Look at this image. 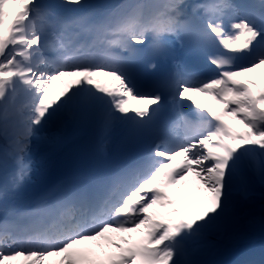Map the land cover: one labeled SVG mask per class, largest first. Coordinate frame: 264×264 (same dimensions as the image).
<instances>
[{"label":"snow or ice","instance_id":"6c2138e0","mask_svg":"<svg viewBox=\"0 0 264 264\" xmlns=\"http://www.w3.org/2000/svg\"><path fill=\"white\" fill-rule=\"evenodd\" d=\"M96 8L101 19L84 14ZM186 56L213 71H192ZM161 62L173 68L161 80L170 99L136 87ZM169 109L164 128L182 124V137L70 176L0 222V264H209L198 257L222 247L209 235L240 219L255 179L264 186V0H0V162L16 169L0 196L31 179L33 140L60 142L62 127L40 135L60 114L92 119L103 142L117 124L147 135Z\"/></svg>","mask_w":264,"mask_h":264},{"label":"bare ground","instance_id":"6f19581e","mask_svg":"<svg viewBox=\"0 0 264 264\" xmlns=\"http://www.w3.org/2000/svg\"><path fill=\"white\" fill-rule=\"evenodd\" d=\"M49 2L50 0L46 1V3ZM88 2L99 5H115L123 3L124 0H88ZM199 2H201V0H185V3L189 5ZM95 11L98 12L97 15H95ZM106 11V8L85 9L84 14H88L92 20H99ZM259 72L260 70H257V75ZM65 79L71 78L65 77ZM57 83L58 82L53 83V89L56 88ZM191 95L194 100L211 103L210 98L207 96L201 94ZM136 107H144V105L139 104ZM213 107H218V105H213ZM190 110L193 115V106L190 107ZM194 119L196 118L194 117ZM119 125L120 124H117L112 134L101 142L96 125L92 119L82 117L78 114H60L51 124L46 125L45 129L40 133L42 136L47 135L50 130L56 127H62V139L60 142L54 145L38 144L36 140L32 142L31 177L34 173L43 169H47V172L42 174V176L34 177L36 181L33 183L29 182L28 184L30 185L26 186L23 190L20 189L19 192H14L9 189L6 197L8 202H1L3 200L0 201V216L12 217L14 213L23 214L35 207L42 196L50 194V190L66 178L91 174L104 168V165L94 164L104 155V151L98 148L102 145L108 147L107 145L114 137ZM180 159L181 157H176V160ZM85 160H90L92 164L82 162ZM2 176L3 174L0 170V178ZM189 179L192 180L194 178L190 176ZM251 195H259V199H264V186L260 184L258 178L253 182ZM24 218L27 217H22L20 223L27 224L31 222H24ZM246 229V225H242L240 222L236 221L232 224L224 225L220 234L223 235L226 240H229L230 237L239 235ZM246 240L252 239L243 237L241 241L243 244L240 243L241 245L239 244V246L233 248L230 246L226 251L215 250L208 255L200 256L199 259L201 258L200 260L209 262V264H264V241L253 239V243L244 244Z\"/></svg>","mask_w":264,"mask_h":264},{"label":"rangeland","instance_id":"374dc122","mask_svg":"<svg viewBox=\"0 0 264 264\" xmlns=\"http://www.w3.org/2000/svg\"><path fill=\"white\" fill-rule=\"evenodd\" d=\"M41 3H45V1L41 0ZM0 166H2L1 169L5 171V174H3L1 180H5V179L10 180L7 177H11L13 174L12 172L16 170L15 164L11 161H9L7 165L0 162ZM9 168H14V169L9 170ZM261 209H264V199L262 200L259 199V195H253V196L251 195V199L244 206L243 210L240 213H238V217H240V219H238L237 221L240 222L242 225L247 226V229L243 230V232L241 233L243 237H247L252 240L254 239V240L264 241V224L261 223ZM250 220L252 221L251 224L249 223ZM208 238L213 242H222V247L220 248V250L222 251H226V249L230 247L228 243L229 240H226L224 236L220 234V232L218 234L215 232L211 233ZM213 251L215 250L205 251L200 256L202 257L208 255Z\"/></svg>","mask_w":264,"mask_h":264}]
</instances>
